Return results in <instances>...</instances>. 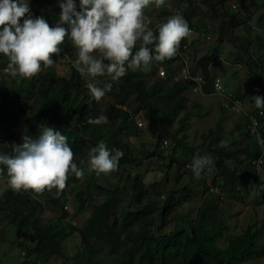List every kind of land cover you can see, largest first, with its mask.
Listing matches in <instances>:
<instances>
[{
  "label": "trees",
  "instance_id": "obj_1",
  "mask_svg": "<svg viewBox=\"0 0 264 264\" xmlns=\"http://www.w3.org/2000/svg\"><path fill=\"white\" fill-rule=\"evenodd\" d=\"M177 1L174 0V3L176 4ZM183 1L192 5V0ZM225 1L202 0L208 7L206 16L213 19L220 18V31L222 33L226 24L228 39L231 40L234 38L232 37L234 31L240 25H250V21L247 20L245 24V21L242 22L237 16L238 12L244 9L242 5L246 0H236L239 4L237 8L231 7L226 12H219L217 6H223ZM60 2L61 0H30L29 6L34 17L43 16L50 26H55L61 13ZM251 3L264 8V0H251ZM170 4L165 0V4L161 6V15L165 16L164 21L172 13ZM76 5L79 11V0H76ZM179 8H182L183 17L188 25L196 30L195 37L203 35L200 25L193 21V11L185 10L183 6ZM227 16L230 17L229 20ZM202 23L206 28L212 25L207 21ZM153 30L155 32L156 28ZM249 30V36H243V42L240 43L245 58L241 61L245 66L240 68V71L234 72L235 77H238V72L243 73L237 92L231 90L212 71V65L218 59V45L198 58L192 72L203 74L207 80L204 85L206 93H215L213 81L220 78L233 97L244 102L245 111L257 112L260 109L246 102L245 99L248 95L251 101L257 95L264 97V52H261L264 51V35L253 29ZM209 31L205 30V32ZM195 37L191 41L190 49ZM65 46L71 59L76 61L78 49L72 43H67ZM139 47L137 45L133 53L138 51ZM148 47L155 55V45ZM93 54L99 56V53ZM0 56L4 55L0 54ZM6 59L2 61V65L8 62L7 57ZM177 60L178 57L175 55L162 62L153 61L148 71L129 69L127 74L117 81H112L109 76L102 77L104 83L109 82L113 86L111 94L115 99L106 108H103L92 96L90 97L85 78L73 65L69 76L57 81L53 72H50L49 77L39 84L33 81L27 89L22 87L16 78L14 82L19 87L13 90L4 88V85L0 87V123L5 124L7 137H15L18 140L17 144L22 142L24 135L37 138L45 127L60 131L67 137L69 146L73 150V162L82 169L88 158L80 157L85 154L88 143L95 147L100 141L104 142L113 154L116 149L123 152L118 169L127 166L132 168L138 158L130 147L123 145L120 134L129 130L133 123L129 110V101L133 96L138 102L137 109L134 108L135 112L143 111L148 127L159 133L157 143L162 150L169 145L168 143L167 146H163V139L167 138L166 136H171L176 145L184 146L187 153L181 159L172 158V161L177 162L179 167L188 169L187 165L191 163L192 155L196 156L194 154L196 148H190L183 143L180 134L185 132L189 116L180 117V113L184 102L181 94L186 88L192 87V82L183 80L171 84L170 78L163 79L158 76H155L154 81H150L153 77L151 74L157 75L160 64L171 71ZM0 75L2 76V66ZM7 75L9 74L3 76ZM243 86H246V90H243ZM32 96L38 98L39 104L36 108L33 107L35 103ZM125 105H128L127 110L123 109ZM222 106L226 110L231 109L223 104ZM231 110L240 111L239 114L244 121L243 132L253 138L254 143H247L239 149H233L232 143H227L226 147L221 146V141H228L231 138V132L219 124L203 135L205 140L201 146L207 143V149H210L214 156L213 160L217 168L213 178L214 186L227 194H237L241 192V188H247L249 183L247 173L255 172L253 159L260 155L261 148L249 132L248 116L245 111L235 108ZM99 116H106L108 123H88L90 118L96 119ZM120 120L124 124L119 125ZM176 122L179 125L172 131L171 126ZM259 124L264 137V115L259 117ZM11 150L7 146L5 153H10ZM240 150L245 151L244 159L238 157L237 152ZM174 151L176 152V149ZM221 156L225 157L227 162ZM81 160L85 163L81 164ZM79 180L80 178L73 173H69L66 184ZM6 181L7 173L4 170L0 178V184L3 183L5 186V190L0 195V219L6 220L7 225L16 228L19 234L18 241L21 245L24 244L22 250L28 257L24 264H46L54 256L66 257L65 241L76 232L82 243L76 254L65 258L61 264H245L253 258H264V243H258V236L262 230L253 224L243 233L234 235L226 246L222 247L218 244L228 225L225 219L212 209L213 203L210 200L199 208L194 221L187 216L178 215L172 218L175 226L169 231L164 230L171 211L181 202L176 196L177 190L167 191L161 198L150 195L145 197L147 189L138 175L134 177L128 175L124 184H109L102 181L100 176L93 174L84 187L77 189L74 202H71L66 189L57 197L56 188L51 191L45 189L42 194L23 189L14 191L7 186ZM91 190L103 194V200L94 202L84 223L79 227L75 226L72 222L75 214H85L90 209L88 195L92 194ZM184 190H190V186L184 187ZM130 197L132 199L128 203ZM145 198L147 200L143 201ZM262 199L264 201V190ZM26 231L31 234L28 245L24 242L27 238ZM104 248L108 249V253L117 255L118 259L104 262ZM0 264H2L1 260Z\"/></svg>",
  "mask_w": 264,
  "mask_h": 264
},
{
  "label": "rangeland",
  "instance_id": "obj_2",
  "mask_svg": "<svg viewBox=\"0 0 264 264\" xmlns=\"http://www.w3.org/2000/svg\"><path fill=\"white\" fill-rule=\"evenodd\" d=\"M29 1L30 0H28V3ZM166 1L170 2L174 8L183 6L185 7V10H190V12L193 11V21L195 20L196 23L200 25V30L203 27L202 22L207 21L212 24L207 27V30L210 31L205 32L206 35L199 36L198 38L200 39L195 37L196 34L194 35L195 40L189 51L191 62L196 64L198 58L202 57L203 54L208 53L209 50L218 45V59L213 63L212 71L219 76L231 90L237 92L239 89L238 86L242 82L243 73L238 72V77H235L234 72L235 70L240 71V68L245 66V63L241 61L245 58L243 50L240 48V43L243 42V36H249V29H253L255 32L264 35V8L261 6L258 7L255 3H251V0H246L242 5L244 9L240 10L237 16L242 22L245 21V24L250 21V25H240L234 31L232 36L234 38L230 40L228 39L227 25L225 24L224 30L221 33V19H213L206 16L205 12L208 11V7L202 2V0H192V5L189 4V2L184 3L186 1L183 0H179V2L176 0V4L174 3V0ZM232 1L233 0H226L223 6L218 5L219 12H226L231 8ZM173 7L171 8L173 9ZM144 12L145 16L152 22L149 25L150 28H152L156 22L165 18V16L161 15L162 8H157L154 3L145 8ZM229 16H227V20L230 19ZM208 35L209 37H207ZM67 43H72L70 37H66L65 42L61 45L62 52L56 57H52L55 61L52 67L43 68L42 66V71L31 79L16 77L18 83L27 89L31 86L33 81L35 84H39L42 80L49 77L50 72H53V76L57 81L69 76L71 73V65L75 61H70L65 46ZM137 45L140 46V43L138 42ZM6 60L5 56H0V67L2 66V61ZM178 64L179 61L177 60L173 67H178ZM224 67L225 71H223ZM3 75L5 74L2 73V76L0 75V87L4 85L3 87H6L8 90H13L15 87H19L18 84L14 82L16 78L11 77L10 75ZM151 76H153L150 80L152 82L157 75L151 74ZM250 78L254 79L253 77ZM97 81V86L101 88H106L109 84L104 83V80L101 78L99 79V77L94 79V83ZM112 88L113 86L111 85V90L106 91L104 97L99 101L103 108H106L110 103L115 101L111 94ZM243 90H246V86H243ZM181 95L184 98V102L180 117L185 115H188L189 117L186 122L187 128L185 132L180 134V136L184 144H187L190 148H196L194 152L196 156L197 154L200 156L210 155L212 159L214 158L213 153H211L212 151L207 149V143L203 147L201 144L205 140L203 135L206 134L210 128L215 129L219 124H221L225 130L231 132V138L227 143H232L233 149L244 147L247 143H254V139L250 136H246L243 132L244 121L241 114H239L240 111L224 109L221 104V96L217 94L204 95L200 91L194 90L191 86L186 88ZM249 96L250 95L245 99L246 102L255 105V101H251L252 99H250ZM32 100H34L35 103L33 107L36 108L39 104L38 98L32 96ZM137 103L135 97L132 96L129 101V110L132 111V113H136L135 109H137ZM123 107L128 109V105ZM142 113L143 111L137 117L139 118ZM120 121L119 125L124 124L122 120ZM178 125V122L174 123L171 126V130L173 131ZM15 130H17V128H15ZM120 137L123 145L128 146L133 150L138 161L132 168L127 166L121 169L117 168V170L108 174L102 173L99 175L100 179L109 184H124L128 175H130V177L138 175L145 183L147 189L145 197L150 195L161 198L166 195L167 191L172 189L177 190L176 196L181 202L171 211L169 221L163 228L164 230L169 231L175 226V222L172 221V218L178 215L187 216L194 221L197 217L199 208L210 200L213 203L212 209L221 215L228 225L222 238L218 240L220 246H226L228 241L234 235L243 233L252 224L256 228L262 230L261 234L258 236V243H264V201L262 199L264 176L258 175L253 171L248 172L247 178L249 183L246 189L241 188V192L237 194H227V192H223L219 189V193H223L222 195H219V193L217 194L210 191V187L214 186L213 178L217 173L214 160L211 170L209 171L208 169H205L202 172L201 177L196 178L191 167L184 169L183 166L179 167L177 162L172 161V158L181 159V157L187 152L184 149V146L176 145L175 140H173L171 136H166L169 140V145L168 147L163 148V150L157 143L159 140V133L148 126L138 128L135 123H132L130 129L125 133H121ZM17 142L18 140L15 139V137H7L5 124L0 123V153H5L7 146L12 149L13 144H17ZM91 148L92 145L88 143L85 154L80 158H88V152ZM175 149L177 153L174 151ZM237 154L240 159L245 158L244 150H240ZM194 157L195 156L192 155L191 163ZM223 160L226 161L225 157ZM1 167L6 171L5 166L1 165ZM83 171L84 175L80 178L79 182H69L66 184V193L70 197L71 202H74L75 200L74 196L77 189L84 187L93 174L96 175L94 171L90 170L88 162L84 164ZM189 186L190 190H184V187L187 188ZM4 190L5 186L1 183L0 195ZM91 191L92 194L88 195V206L90 209H88L85 214H75V217L72 219L75 226L79 227L84 223L94 202H101L103 200V194L97 193L94 190ZM131 199L132 197H130L128 203H130ZM145 200H147V198L143 199V201ZM47 214H49V212H47ZM26 236L27 238L24 240L23 237L22 240L28 245L31 234L26 231ZM18 237L19 234H17L16 228L7 225L6 220L0 219V260L2 261V264H24V261L28 259L27 253L22 250L24 244H22L23 246L21 245L20 241H18ZM81 243V238L77 232L74 235L69 236L65 241L64 252L66 253V257L59 255L54 256L46 264H61L65 258L72 257L76 254ZM116 259H118L117 255L108 253V249L104 248V262H110ZM245 264H264V258H253L248 260Z\"/></svg>",
  "mask_w": 264,
  "mask_h": 264
},
{
  "label": "clouds",
  "instance_id": "obj_3",
  "mask_svg": "<svg viewBox=\"0 0 264 264\" xmlns=\"http://www.w3.org/2000/svg\"><path fill=\"white\" fill-rule=\"evenodd\" d=\"M153 3L159 8L165 0H79V11L76 0H61L59 21L50 26L43 16L32 15L28 0H0V54L9 61L5 72L13 78H33L42 71V66L54 65L52 57L62 52L61 45L70 37L78 49V58L72 65L85 78L90 95L99 102L106 91L111 90V84L108 82L106 88H101L96 85L98 81L94 83L95 78L109 76L117 81L129 69L148 71L153 61L174 57L181 41L190 34L188 22L179 13L158 24L154 32L144 12ZM138 42L139 50L133 53ZM153 44L155 55L148 47ZM88 78L92 83H87ZM254 101L256 108L264 109V97L257 95ZM130 113V119L138 127L136 118L141 112ZM143 114L139 118L148 126ZM88 123L106 124L108 119L99 116L90 118ZM220 143L227 146V141ZM122 156L121 150L116 149L113 154L100 141L88 152L87 162L90 170L99 176L117 170ZM73 161L74 153L67 137L50 127L43 128L37 138L24 135L21 143L13 144L10 153H0V165L6 168L8 187L14 191L32 190L37 194L56 188L57 197L65 189L69 173L77 178L84 175L83 169ZM80 163L85 162L81 160ZM188 165L195 177L200 178L205 169L211 170L213 159L210 155H197ZM3 172L4 168H0V174ZM219 189L210 187V191L217 194Z\"/></svg>",
  "mask_w": 264,
  "mask_h": 264
},
{
  "label": "built area",
  "instance_id": "obj_4",
  "mask_svg": "<svg viewBox=\"0 0 264 264\" xmlns=\"http://www.w3.org/2000/svg\"><path fill=\"white\" fill-rule=\"evenodd\" d=\"M239 6L238 2L236 0H233L231 3V7L237 8ZM170 7H173L172 4H170ZM175 9V10H174ZM181 14L183 16L182 8L179 7H173L172 13L169 15L173 16L175 14ZM166 22L164 20H160L156 22L154 25V28L160 23ZM190 28V34L185 37L177 50L176 56L178 57V67H173L171 71H169V68H167L165 65H161V67L158 68V77L163 79L170 78L171 84L180 82V81H188L192 82V87L194 90L200 91L204 95H209L204 91V85L207 83V80L203 76L202 73H194L192 72V69L196 65L191 62V56L189 54L190 51V44L195 34H197L196 30L192 28V26H189ZM206 27H202L201 30L204 32L203 35H206L205 30ZM209 37V35L207 36ZM107 63V61H105ZM9 61L2 65V73L5 75L8 74L5 72V69L7 68ZM163 66V67H162ZM92 81L88 78L87 83ZM213 87L215 90L214 94H217L221 96V104L224 106L231 108V109H239L244 110V102L242 100L235 99L231 92H229L226 87L224 86L223 81L220 78H216L213 81ZM245 111V110H244ZM264 110L260 109L256 112V110L252 111H245L246 116H248V129L251 134L255 138V141L259 144L261 148V153L258 157L253 159V164L255 168V172L257 174L264 176V137L263 133L259 124V117L262 115ZM138 116V115H137ZM141 118V117H140ZM140 118H136V123L139 128L146 127L147 123ZM169 143V140L167 138L163 139V146H167ZM189 166V165H187ZM0 178H2V174H0Z\"/></svg>",
  "mask_w": 264,
  "mask_h": 264
},
{
  "label": "crops",
  "instance_id": "obj_5",
  "mask_svg": "<svg viewBox=\"0 0 264 264\" xmlns=\"http://www.w3.org/2000/svg\"><path fill=\"white\" fill-rule=\"evenodd\" d=\"M254 32V31H253Z\"/></svg>",
  "mask_w": 264,
  "mask_h": 264
}]
</instances>
